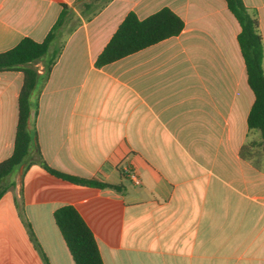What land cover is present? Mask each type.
Instances as JSON below:
<instances>
[{
    "label": "crops",
    "instance_id": "1",
    "mask_svg": "<svg viewBox=\"0 0 264 264\" xmlns=\"http://www.w3.org/2000/svg\"><path fill=\"white\" fill-rule=\"evenodd\" d=\"M243 1L264 43V0ZM79 3L0 0V53L43 40L65 10L38 62L43 72L61 48L36 93V142L52 167L122 188L21 165L0 199V264H75L54 219L63 204L92 228L104 264H264V155L256 165L240 153L262 137L248 127L255 96L226 0H109L89 18ZM164 6L184 20L179 34L96 66L128 12ZM22 83V70H0V160L13 151Z\"/></svg>",
    "mask_w": 264,
    "mask_h": 264
},
{
    "label": "trees",
    "instance_id": "2",
    "mask_svg": "<svg viewBox=\"0 0 264 264\" xmlns=\"http://www.w3.org/2000/svg\"><path fill=\"white\" fill-rule=\"evenodd\" d=\"M95 1L80 0L82 14L91 17L109 0H100L101 2L93 8ZM226 2L241 26L238 41L246 63L248 83L255 96L247 118L248 127L259 129L262 137L260 150L254 151L251 145L244 144L240 153L244 157L251 158L252 162L258 165V153L264 155L263 36L256 11H249L243 0H226ZM65 15L64 10L43 40L38 41L25 36L14 47L0 53V70L15 69L23 72V83L18 95V117L13 151L8 157L0 160V199L14 185V181L6 182V179L21 165L24 164L26 170L33 163H39L51 174L76 184L122 188V185L70 174L52 167L43 157L36 142L37 131L32 113L33 110L35 114L37 111L36 93L39 94V84L47 79L61 48L56 47L52 55L43 63V72H40L37 65L50 52L53 40L65 23ZM183 28L184 20L168 6L142 19L134 11H130L97 56L96 66H103L166 37L179 34ZM247 148L248 152L245 151ZM54 219L75 264H104L96 236L76 206L63 204L57 207L54 211ZM30 233L35 238L32 230Z\"/></svg>",
    "mask_w": 264,
    "mask_h": 264
},
{
    "label": "built area",
    "instance_id": "3",
    "mask_svg": "<svg viewBox=\"0 0 264 264\" xmlns=\"http://www.w3.org/2000/svg\"><path fill=\"white\" fill-rule=\"evenodd\" d=\"M128 173H129V176L131 177V179L136 183V184H139L140 182H141V180H140V177H139V175H138V173H137V171L136 170H134V169H130V170H128Z\"/></svg>",
    "mask_w": 264,
    "mask_h": 264
},
{
    "label": "rangeland",
    "instance_id": "4",
    "mask_svg": "<svg viewBox=\"0 0 264 264\" xmlns=\"http://www.w3.org/2000/svg\"><path fill=\"white\" fill-rule=\"evenodd\" d=\"M100 2H101L100 0H96L93 8H95V6H97V4H99ZM78 5H79V9L81 10V8H82L81 3H79ZM75 20H76V18L73 21H75ZM73 21L70 23V25L73 23ZM37 66L39 67V65H37Z\"/></svg>",
    "mask_w": 264,
    "mask_h": 264
}]
</instances>
